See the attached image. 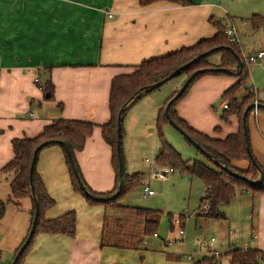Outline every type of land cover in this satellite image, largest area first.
I'll list each match as a JSON object with an SVG mask.
<instances>
[{
    "label": "crops",
    "instance_id": "crops-1",
    "mask_svg": "<svg viewBox=\"0 0 264 264\" xmlns=\"http://www.w3.org/2000/svg\"><path fill=\"white\" fill-rule=\"evenodd\" d=\"M189 1L191 5L185 7L165 1L140 7L138 0H0V176L7 174L1 169L13 159L14 139L34 138L58 118L79 120L94 124L82 150L74 152L81 176L93 192L111 191L115 183L112 152L103 140L99 126L109 121L108 99L112 78L130 73L132 66L142 61L211 38L216 30L210 19L234 30L243 58L264 51V36L259 35L264 29L254 30L248 22L251 15L264 13L260 14L258 7L255 11L247 2L240 16L224 11L211 0ZM224 17L228 18L229 24ZM244 21L248 22L249 29L242 32L241 25H246ZM238 33L250 39L247 43L249 49L242 44ZM250 44L254 48L258 44V48L251 49ZM253 65L262 67L264 72V61ZM248 74L250 80L249 66ZM181 78L167 93L157 97L161 101L155 105L156 109L159 110L180 88L186 79L184 76ZM236 80V77L202 76L175 106L177 116L195 131L213 139L237 133L239 124L235 115L229 116L226 126H223L212 112L217 101L218 108L223 109L221 96ZM47 81L52 84L51 96L45 91ZM249 87L255 99L264 103V82L251 73ZM237 96L242 97L239 92ZM254 111L249 114L247 132L252 154L264 171V111ZM217 131L219 134L215 133ZM232 164L240 169L249 165L246 160ZM35 171L54 202L45 211L44 219H54L75 208V234L34 235L21 264H194L204 258L213 259L202 264H229L226 254L234 249L260 251L263 253L261 264H264V195L236 190V221L241 222L243 204L249 202L250 233L244 234L243 231L230 238L235 231L229 229L227 249L223 252L215 248L217 240L213 238L212 249L219 253L216 258L208 254L211 238L204 243L197 242L198 250L191 253L180 250L167 252L164 246L171 245V240L149 246L145 240H137V228L132 230L121 226L126 221L119 223V215H123L120 208L113 205L88 206L82 202L73 191L59 146H49L39 152ZM254 197L258 198L257 201L253 200ZM0 199L5 200L4 192L0 193ZM7 200L1 203L6 205L9 203ZM17 205L22 206L24 212L12 216L5 235L0 239L2 262L6 254H14L30 229L31 200L22 198ZM221 209L222 218L217 220L222 231L224 222L229 221L227 217H231ZM4 214L5 208L0 220ZM111 217H114L112 222L116 225L111 223L107 226L106 221H111ZM180 217L184 223L186 216ZM183 228L182 236L180 229L176 230L172 243H184ZM128 234V245L112 241L126 238Z\"/></svg>",
    "mask_w": 264,
    "mask_h": 264
},
{
    "label": "trees",
    "instance_id": "trees-1",
    "mask_svg": "<svg viewBox=\"0 0 264 264\" xmlns=\"http://www.w3.org/2000/svg\"><path fill=\"white\" fill-rule=\"evenodd\" d=\"M160 1L170 2L182 7L191 5L189 0H138V5L140 7H146ZM209 21L216 30L215 34L211 38L201 39L192 46L182 47L179 50L166 55L142 61L140 64L132 66V71L130 73L118 75L112 78L110 82L108 99L109 121L99 126L102 138L105 143L110 146L112 152V166L115 172V183L111 191L104 193L93 192L83 180L75 160L74 152L82 150L86 139L92 134L94 124L85 121L58 118L45 126L42 132L34 138L14 139L12 141V150L14 154L13 159L1 169L2 172L11 174V180L9 183L10 198L7 200V202H14L17 204L20 199L28 197L31 200L30 215L32 222L34 215V204L28 181L32 153L34 149L40 144L48 142L38 151V154L46 147L54 145L59 146L56 144V141H62L67 146L72 155L74 165L80 176L85 191L88 194H86L80 188L74 173L72 172L67 155L64 149L59 146L63 151L65 164L68 169L69 180L73 191L76 194H81L85 198V201L88 205H102L105 207L113 205L114 202H116L118 198L128 191L130 187L139 183L141 180V176H139V174L128 175L124 172L123 168L122 188L120 189L119 193L113 197V195L118 190L116 117L119 110L122 106L128 104L122 113L123 118L129 107L137 101H130V99H133L138 94L142 93V91L147 86L164 79L177 68L188 63L199 54L218 47L221 48L212 52L206 57H201L198 61L188 66L185 70L181 71L176 77L184 76L187 78L190 76V74L197 70L216 67L233 70L236 66V59L234 57V53H236L241 58L243 64L242 68L235 76L237 79L236 82L229 89L224 91L221 96V99L227 103V108L223 110L221 119L226 121L229 116L235 115L239 124L237 133L229 134L223 139H213L203 133L195 131L189 127L184 120L177 116L174 110L175 106L181 100V98L185 96L193 82L205 75H226L223 73H213L206 71L193 78L182 95L169 106V116L176 123V125L185 132L186 135L190 136L191 139L195 141L205 152H207L213 160L217 161L218 165H214L212 163L215 168H211L199 161H196L195 159L191 161L183 160L182 157L173 149V147L164 141L161 127H164L168 124L164 116V108L167 102L175 96L176 91L165 101L163 106L159 108L157 112L155 127L158 133L160 147L155 158V162L158 166H170L173 170H178L192 178H197L203 183L204 193L200 200L199 209L203 203L208 202L209 210L205 214L200 212L199 215L205 219H221L222 214L220 209L230 204V202L235 197V192L237 189L250 191L252 194L264 195V181L261 186H252L247 181H243L239 177H234L221 168V166H226L231 172H235L248 180H255L257 178L258 172L252 165L246 152L241 118L245 108L248 105L254 102L262 105H264V103L255 99L252 89H250L248 86V67L240 53L237 42L229 41V37L225 34V30L227 28L223 23L219 21H213V19H210ZM248 22L251 28L254 30H258L260 28L264 29V13L262 15H251L250 18H248ZM213 54L219 55V60L217 63H213L209 60L210 56ZM51 90L52 84L47 81L45 91L49 92L50 96ZM241 90H244L243 92H245V94L239 98L237 93ZM145 95L147 94H144L143 96ZM253 111L254 110L251 109L248 112L246 117V126L249 114ZM122 133L123 131L121 125V136ZM241 160L248 161L249 165L246 169L237 168L232 164L234 161ZM259 168L261 169L260 166ZM261 171L264 175V171L262 169ZM32 185L39 207L38 218L34 234L29 243L19 255L16 264H21L24 255L31 246L34 235L45 233L49 235L73 236L75 234L76 216L72 210L54 219H44L45 211L52 207L54 202L47 194L39 175L35 171V167L32 174ZM4 208L5 205L0 203V218L3 216ZM129 209L133 210L138 216H142L144 218V226L142 229L143 236L145 238L148 236H155L156 229L158 227L159 212L151 209L135 207H131ZM149 216L151 217L150 219H148ZM179 219L181 220V217ZM179 227H183L182 221H180ZM25 240L26 238L24 241ZM24 241L21 243L19 248L22 246ZM19 248L14 252L12 259ZM226 257L229 260V264H261L263 253L257 250L234 249L227 252ZM212 259L213 258H204L194 264L211 262Z\"/></svg>",
    "mask_w": 264,
    "mask_h": 264
},
{
    "label": "rangeland",
    "instance_id": "rangeland-1",
    "mask_svg": "<svg viewBox=\"0 0 264 264\" xmlns=\"http://www.w3.org/2000/svg\"><path fill=\"white\" fill-rule=\"evenodd\" d=\"M215 5H219L224 11H231L235 14L232 15H243L244 5L247 2H250L252 8L257 11V7L261 11L260 14L264 12V2L263 0H211ZM219 12V11H218ZM231 15V16H232ZM224 20L229 24L228 18L224 17ZM237 20H235V23ZM244 25H241V31L244 32L245 28L249 29L248 22H243ZM262 34L264 36V32H259V35ZM238 36L240 34L238 33ZM242 39V44L248 48L247 43L250 42V39L246 36H240ZM251 49H257L258 44L255 46L250 44ZM211 62L218 61V54H213L209 59ZM250 70V80L248 86L251 85V73L256 77H259L262 82H264V72L262 67H258L257 65L248 64ZM224 78L232 79V75H218ZM181 77H175L160 87L155 89L151 93L142 97L138 102L133 106H131L125 113L122 118V136H121V155L123 158V167L124 172L128 175L139 174L141 176V180L139 183L133 185L126 191L120 198L114 202L113 206L120 208L119 215V223L122 221H126V224L123 223L121 226L128 227L129 229L134 230L138 229L135 232L137 235V240L141 239L148 242L149 246H158L163 244L162 241L171 240V245L164 246V250L167 252H171L174 250H180L182 253L188 252L191 253L194 250H198V244L209 241L210 238H215L217 242L214 244L215 248L220 251H224L227 249V237L228 230L235 231L234 235H230V238H234L238 235L239 232L250 233V220L248 215L250 213L249 202L243 204L242 213H241V222L236 221V203L235 200L230 202L226 208H222L221 211L226 214H229L231 218L227 219L228 222H224V228L221 231L219 228V221L217 219H205L202 216H197L201 212V208L199 209V199L203 196V183L197 179L188 176L185 173H181L178 170H173L172 173H169L165 179L162 178H154V172L157 171L160 167H164L169 169L170 166H158L155 162V158L158 154V150L160 147L158 133L155 127V118L156 112L158 108H155V105L161 101L157 99L158 96H163L165 92L169 91L173 84L179 83L181 81ZM197 79L196 81H198ZM196 81L193 82L189 89L196 84ZM188 89V91H189ZM187 91V93H188ZM244 90L239 91L240 95L245 94ZM186 93V94H187ZM186 96V95H185ZM181 98L183 100L185 98ZM154 100L156 102H154ZM180 100V101H181ZM222 100V99H221ZM163 106V105H162ZM160 106V107H162ZM159 107V108H160ZM223 110L218 108V101L214 104V109L212 110L213 114L218 118L221 124L226 126L225 121L221 119L223 115ZM262 110H259V112ZM134 116L133 118L131 116ZM228 125V124H227ZM161 132L164 141L173 147V149L182 157L183 160L191 161L195 159L211 168H215L211 161H209L205 156L199 153L193 146H191L185 138L177 132L170 125H165L161 127ZM219 134V131L215 132ZM8 178V179H7ZM11 179V174H4L0 176V193L4 192V198L0 199V203L6 201V198H10V190H9V181ZM147 189L152 192L151 196H144L143 192ZM77 197L80 198L82 202L85 204V198L80 194H77ZM257 197H254V201H257ZM78 199L75 200L77 202ZM88 205V204H87ZM120 205L132 207V208H145L151 209L159 212L158 215V227L156 229V236H148L144 237L142 234V229L144 226V218L142 216H138L131 209H123ZM90 206V205H88ZM96 207H100V205H92ZM71 210V208H70ZM75 216L77 218V213L75 208H72ZM24 212L22 206L20 207L14 202H9L5 205V214L4 218L0 220V239L2 235H5L6 227L9 224L12 216L17 214L18 216ZM119 213V210L116 214ZM254 213L256 210L254 208ZM115 215V214H114ZM181 215L186 216V220L183 224L184 230V243L182 245H178V242L172 243V239L175 237L176 230L178 226H174L172 221L180 217ZM255 216V214H254ZM113 219L106 221V225H116ZM151 217L149 216L148 219ZM253 221H256L254 219ZM112 223V224H111ZM255 223V222H254ZM13 225V224H12ZM120 225V224H119ZM171 225L173 228L171 229ZM15 227V225H13ZM134 227V228H133ZM114 228V227H113ZM129 231L130 232H132ZM234 236V237H233ZM132 238V237H130ZM224 238V240H223ZM112 241H116L118 243H123L125 245L129 244V234L126 238L122 239H112ZM147 248V247H146ZM13 254H6L3 258V262L0 259V264H8V262L12 259ZM5 261V262H4ZM2 262V263H1Z\"/></svg>",
    "mask_w": 264,
    "mask_h": 264
},
{
    "label": "water",
    "instance_id": "water-1",
    "mask_svg": "<svg viewBox=\"0 0 264 264\" xmlns=\"http://www.w3.org/2000/svg\"><path fill=\"white\" fill-rule=\"evenodd\" d=\"M221 47L218 48H213L210 49L204 53L199 54L198 56H196L195 58H193L191 61H189L188 63L180 66L179 68H177L174 72H172L171 74H169L167 77H165L164 79L147 86L142 93L138 94L136 97H134L133 99H130V101L133 100H139L144 94H149L152 91H154L155 89H157L158 87H160L161 85H163L164 83H166L167 81L175 78L181 71L185 70L188 66H190L191 64L195 63L196 61H198L201 57H206L209 54H211L212 52L219 50ZM234 57L236 59V66L235 68L232 69H227V68H220V67H216V68H209V69H200L197 70L195 72H193L192 74H190V76H188L185 81L182 83V85L180 86V88L176 91V94L173 98H171L165 108H164V116L167 120L168 125H170L172 128H174L177 132H179L186 140L187 142L190 143L191 146H193L198 152H200L203 156H205L209 161H211L214 165H218V162L213 160L212 157L205 152L195 141H193L191 139L190 136L186 135L185 132L176 125V123L170 118L169 116V106L176 100L178 99L182 93L186 90V88L188 87V85L191 83V81L193 80V78H195L197 75L202 74L204 72H213V73H223L226 75H233L236 76L238 74V72L240 71V69L242 68V60L241 58L234 53ZM128 104H125L124 106L121 107V109L119 110L117 117H116V155H117V174H118V190L117 192L113 195V197H115L120 189L122 188L123 185V162H122V155H121V125H122V113L125 109V107ZM253 109V110H262L264 111V105L259 104L257 102H254L250 105H248L243 114H242V118H241V124H242V130H243V135H244V141H245V148H246V152L247 155L252 163V165L254 166V168L257 170L258 172V176L255 180H248L243 176L238 175L235 172H231L226 166H221V168L226 171L228 174L234 176V177H239L241 180L243 181H247L250 185L252 186H261L263 181H264V175L263 172L261 171V169L259 168V165L257 164L251 148H250V144H249V138H248V132H247V126H246V117L248 115V112ZM48 142H45L43 144L38 145L33 153H32V158H31V162H30V166H29V174H28V181H29V187H30V192H31V197L33 200V204H34V215H33V219L31 222V226L30 229L28 231L26 240L24 241V243L22 244V246L19 248V250L17 251V253L15 254L13 260L11 261L10 264H16L18 261V257L21 254V252L23 251V249L26 247V245L29 243V241L31 240L34 231H35V227H36V222H37V218H38V202L35 198V194H34V190H33V185H32V174L34 171V167H35V162L37 159V154L38 151L44 146L46 145ZM56 144H58L60 147H62L67 155V158L69 160L72 172L74 173V176L80 186V188L86 193L85 188L81 182L80 176L77 172V169L74 165V161L72 158V155L69 151V149L67 148V146L64 144V142L62 141H56Z\"/></svg>",
    "mask_w": 264,
    "mask_h": 264
},
{
    "label": "built area",
    "instance_id": "built-area-1",
    "mask_svg": "<svg viewBox=\"0 0 264 264\" xmlns=\"http://www.w3.org/2000/svg\"><path fill=\"white\" fill-rule=\"evenodd\" d=\"M108 17L110 18L111 15L108 14ZM225 34L229 37V41H231V42H237V43H238L237 39L234 37V30H233V29H226V30H225ZM243 59H244V62H245L246 65H248V64H258V63L264 61V51H259V52L255 53V54L248 55V56H244ZM247 67H248V66H247ZM222 108H223V109H226V108H227V104H226V102H224V103L222 104ZM255 114H256V111H254V115H255ZM172 172H173V169H172L171 167H170L169 169H166V168H164V167H160V168H159L157 171H155L153 174H154V176H155L156 178L159 177V178L165 179V178L167 177V175H168L169 173H172ZM144 195L150 196V195H152V192L149 191V190H147L146 193H145ZM200 208H201L200 211H201L203 214L207 213V211L209 210L208 202L203 203V204L201 205ZM172 224H173L174 226H178V228L180 229V230H179V234H180V236H182L183 231H182L181 228L179 227V225H180V219H179V217H178L177 219L173 220V221H172ZM253 238L256 239V237H253ZM213 241H214V239L211 238V239H210L209 246H207V248H208V254H209L210 256H213V257H216V258H217V257H219V253H218L217 251H215V250L212 249V242H213Z\"/></svg>",
    "mask_w": 264,
    "mask_h": 264
},
{
    "label": "bare ground",
    "instance_id": "bare-ground-1",
    "mask_svg": "<svg viewBox=\"0 0 264 264\" xmlns=\"http://www.w3.org/2000/svg\"><path fill=\"white\" fill-rule=\"evenodd\" d=\"M226 102V101H223V103ZM227 104V103H226ZM155 177V176H154ZM156 178V177H155ZM202 213V212H201Z\"/></svg>",
    "mask_w": 264,
    "mask_h": 264
}]
</instances>
